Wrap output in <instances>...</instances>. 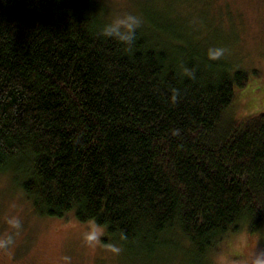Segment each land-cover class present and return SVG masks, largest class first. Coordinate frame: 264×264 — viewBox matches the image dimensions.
<instances>
[{
    "label": "trees",
    "instance_id": "16d2710c",
    "mask_svg": "<svg viewBox=\"0 0 264 264\" xmlns=\"http://www.w3.org/2000/svg\"><path fill=\"white\" fill-rule=\"evenodd\" d=\"M167 10L141 11L127 51L98 37L93 0H0V175L35 216L72 215L150 263L239 231L264 246V112L232 117L248 74Z\"/></svg>",
    "mask_w": 264,
    "mask_h": 264
},
{
    "label": "rangeland",
    "instance_id": "374dc122",
    "mask_svg": "<svg viewBox=\"0 0 264 264\" xmlns=\"http://www.w3.org/2000/svg\"><path fill=\"white\" fill-rule=\"evenodd\" d=\"M93 1L107 20L123 13L140 16L142 10L157 15L167 8L166 18L173 23L177 18V25L189 26L185 35L209 30L212 46L224 50L218 59L248 74V82L235 92L232 117L242 119L264 112V0ZM200 8L206 10L202 20L199 14L205 13H199ZM214 48H207V52ZM13 178L0 175V235L13 236V243L0 249V264H246L252 252L264 250L258 237L239 231L228 235L201 260L165 251L150 263L143 260L141 249L115 247L119 251H113V246H104V229L80 224L72 215L63 219L35 216ZM12 216L22 221L18 231L7 224ZM174 240L180 245L178 238ZM184 245L178 247L180 251L185 250Z\"/></svg>",
    "mask_w": 264,
    "mask_h": 264
},
{
    "label": "clouds",
    "instance_id": "9594fccd",
    "mask_svg": "<svg viewBox=\"0 0 264 264\" xmlns=\"http://www.w3.org/2000/svg\"><path fill=\"white\" fill-rule=\"evenodd\" d=\"M142 19L140 16L132 13L118 14L108 19L98 32V37L103 40L115 41L125 50L131 51L137 37V30L141 27ZM223 49L211 50L212 59H218L223 55ZM173 100L176 96L173 95ZM7 224L14 230L22 227V221L19 217L12 216L7 220ZM13 243L12 234L0 235V249H7ZM113 251H119L113 248ZM246 264H264V250H257L250 254Z\"/></svg>",
    "mask_w": 264,
    "mask_h": 264
}]
</instances>
